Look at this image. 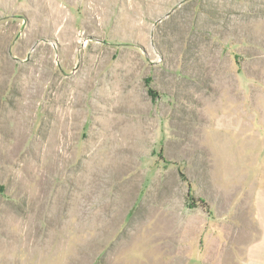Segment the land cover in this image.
Here are the masks:
<instances>
[{"label": "rangeland", "instance_id": "374dc122", "mask_svg": "<svg viewBox=\"0 0 264 264\" xmlns=\"http://www.w3.org/2000/svg\"><path fill=\"white\" fill-rule=\"evenodd\" d=\"M0 8V264H248L264 187V0Z\"/></svg>", "mask_w": 264, "mask_h": 264}, {"label": "crops", "instance_id": "0c3cea01", "mask_svg": "<svg viewBox=\"0 0 264 264\" xmlns=\"http://www.w3.org/2000/svg\"><path fill=\"white\" fill-rule=\"evenodd\" d=\"M18 1L19 0H0V8L4 11L8 7L11 8V3L16 4ZM257 204V217L261 227V236L249 247L248 264H264V187L260 189Z\"/></svg>", "mask_w": 264, "mask_h": 264}]
</instances>
